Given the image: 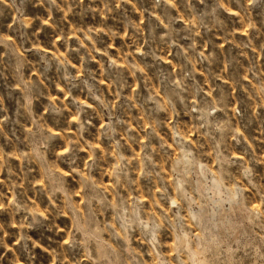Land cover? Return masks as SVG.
I'll return each instance as SVG.
<instances>
[{"label": "rangeland", "instance_id": "1", "mask_svg": "<svg viewBox=\"0 0 264 264\" xmlns=\"http://www.w3.org/2000/svg\"><path fill=\"white\" fill-rule=\"evenodd\" d=\"M0 264H264V0H0Z\"/></svg>", "mask_w": 264, "mask_h": 264}]
</instances>
